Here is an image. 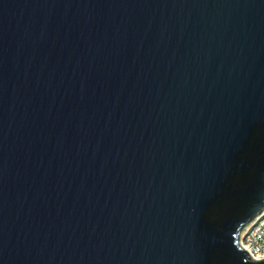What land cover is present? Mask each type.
<instances>
[{
  "label": "water",
  "instance_id": "obj_1",
  "mask_svg": "<svg viewBox=\"0 0 264 264\" xmlns=\"http://www.w3.org/2000/svg\"><path fill=\"white\" fill-rule=\"evenodd\" d=\"M264 0H0V264H264Z\"/></svg>",
  "mask_w": 264,
  "mask_h": 264
},
{
  "label": "built area",
  "instance_id": "obj_2",
  "mask_svg": "<svg viewBox=\"0 0 264 264\" xmlns=\"http://www.w3.org/2000/svg\"><path fill=\"white\" fill-rule=\"evenodd\" d=\"M240 243L254 259L264 258V213L254 225L248 226L242 234Z\"/></svg>",
  "mask_w": 264,
  "mask_h": 264
}]
</instances>
